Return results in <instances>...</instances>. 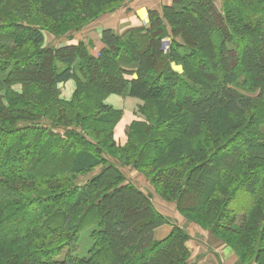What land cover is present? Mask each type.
I'll list each match as a JSON object with an SVG mask.
<instances>
[{
  "label": "trees",
  "instance_id": "1",
  "mask_svg": "<svg viewBox=\"0 0 264 264\" xmlns=\"http://www.w3.org/2000/svg\"><path fill=\"white\" fill-rule=\"evenodd\" d=\"M122 2L0 0V134L13 136L9 139L13 152L0 147V154L16 160L24 142L37 144H32L37 149L32 174L0 172V264H147L146 255L172 245L175 250L158 264H187V232L170 225V233L155 240L154 230L171 221L157 212L150 193L127 183L122 168L141 175L162 201L175 204L188 224L231 247L239 264H261L264 0H172L160 12L149 11L144 30L132 29L124 36L104 30V48L97 57L82 44L43 47L44 31L56 39L78 32ZM57 10L63 14L56 17ZM44 19L56 28L66 25L67 30L56 34L53 27H45ZM167 37L169 50L163 52ZM193 39L195 45L190 44ZM199 53L209 66L217 63L218 68L205 69L202 58L196 57ZM98 75L103 78L96 90L92 84ZM70 80L75 92L67 105L58 99V86ZM17 84L21 89L13 91ZM109 95L142 103L138 119L126 129L123 146L112 140L121 112L103 104ZM94 121L107 124L101 139L90 132L96 131L90 125ZM148 143L156 145L152 155L144 153ZM49 144L62 148L68 157L47 162L39 156V147ZM218 158L230 162L210 172ZM97 168L91 178L76 183ZM198 170L206 174L209 188L191 204ZM239 193L251 200L240 218L229 210ZM34 198L55 213L41 216L20 235L16 218L22 205ZM129 198L135 216L133 223L121 221L127 234L122 237L114 230L112 216L103 212L113 201L120 207ZM87 218L91 223L83 231L91 245L87 256L78 258L75 248L68 246ZM6 224L14 227L4 235ZM36 247L68 251L63 261L54 262Z\"/></svg>",
  "mask_w": 264,
  "mask_h": 264
},
{
  "label": "rangeland",
  "instance_id": "2",
  "mask_svg": "<svg viewBox=\"0 0 264 264\" xmlns=\"http://www.w3.org/2000/svg\"><path fill=\"white\" fill-rule=\"evenodd\" d=\"M39 1H43V0H39ZM126 0H123V2L125 3ZM123 2H122V5H123ZM77 3V2H76ZM80 6H82L80 3H78ZM218 6L220 5V2L218 1L217 2ZM118 4H114V6H117ZM113 6V7H114ZM112 8V5L111 6H106L104 8H100V12L104 11V10H108V9H111ZM12 10L13 7H8L7 10ZM56 12V17L58 15H62L63 12L57 10L55 11ZM107 14V13H106ZM106 14H103V15H106ZM112 14V13H111ZM102 16V15H101ZM100 18V17H99ZM99 18H98V21H99ZM233 21V20H231ZM46 26L50 27V28H54V32H55V29L57 30L56 34H62L65 30H67V26L64 25V26H58V28L54 27L53 24H51L50 22H48L46 19H44V22ZM187 24V20H184L182 21L181 25L185 26ZM66 26V27H65ZM62 27V28H61ZM69 28V27H68ZM48 33V32H47ZM52 34L48 35V36H51ZM22 36V35H21ZM53 36V35H52ZM74 34H67L66 36H59L57 40H59V42H57V45L58 47L57 48H54V49H58L59 47H65L64 45H67L68 43H72L73 41H75L73 39ZM195 39H193L192 42H190V44L192 45H195ZM165 43H167V46L165 45V43L163 42V52H166L167 50H169V44L171 42V39L169 37L167 38H164L163 40ZM43 42H44V39H43ZM77 44H82L83 47L88 50L89 52V48H88V44H86L85 42H78ZM76 44V45H77ZM48 48V47H47ZM201 52V50H199ZM98 56V53L95 57ZM199 56V57H198ZM196 57H198L200 59V57L202 58L203 57V53H199V55H197ZM203 63V67L205 69H209V68H212V69H216L218 68V64L215 63L214 65L212 66H209L210 63L207 59L203 60L200 59ZM229 66H233V61H231V64H229ZM172 68L178 72V73H181V67L180 66H176L173 64ZM218 71V70H217ZM106 73L105 71V68H104V74ZM30 78L32 79H36V75H31ZM103 76L101 75H98V77L94 76V82L92 84V87L96 88V90L98 89V83L101 82ZM31 79V80H32ZM30 80V81H31ZM73 83L75 84V82L73 81ZM75 87V86H74ZM13 91H19V89H21L19 87V85L17 84V86L13 87ZM22 91V90H21ZM64 91V90H63ZM58 91V99L59 100H62L65 102V104L69 105L74 97V92L72 93L71 97L68 99V100H65L64 98H62V95L63 96H66V91ZM136 112V111H135ZM30 118H27L26 120H28ZM58 122H61V120L58 119ZM90 125H93L95 128L96 131H90L91 134H93L94 137H97L101 139V137L105 134L104 133V129L106 127V123H101V122H98V121H94V122H91ZM168 125L165 126V128H167ZM91 127V126H90ZM169 127V126H168ZM171 128V127H169ZM174 129H176L174 127ZM174 129L171 128L172 130V133H174ZM13 137L11 135H2L0 134V147L1 149H4V148H7L8 150H10V152H13L12 148H10V142H9V139ZM162 139V138H161ZM113 140V138H112ZM156 140V139H155ZM157 140H160V139H157ZM162 141V140H161ZM159 141V142H161ZM43 142V141H42ZM26 142H24L23 146H25V148L21 149V153L19 154V159L17 160H12V159H8V155L5 154L4 156L2 154H0V161L1 160H4V163L0 165V172L1 173H5V171H15V173H20V174H24V175H29V174H32L31 171H30V166L33 165V163H37V157H35V152L37 151L36 148V142L33 144L35 145L33 147V145H27ZM31 143V142H30ZM164 144V142H163ZM27 146V147H26ZM29 147V148H28ZM33 148V149H32ZM40 155L39 156H44L46 158V161L47 162H61L62 160H64L66 157V152L63 151V149H59L55 146H52V145H45L44 147L42 145H40ZM42 149V150H41ZM156 150V145L155 144H150L148 143L147 145V150L144 151V153L147 155H152V153ZM234 155V154H233ZM232 157V156H231ZM230 157V158H231ZM230 161L228 160V158H218V160H215V163L212 164V166L210 167V172H214L215 171V168H219V167H222L226 164H228ZM55 164V163H54ZM191 167V166H190ZM128 169L130 168H122V171H124L123 173L128 176L127 174H129L128 172ZM42 171H44V169H41ZM197 180L195 182V189L193 190L192 194L190 195L191 197L189 198L188 202L190 201L191 204L192 202L199 196L200 193H206L207 189L209 188L208 186V182H207V179L205 178L206 174L203 173L202 171L198 170L197 172ZM142 177V176H141ZM143 178V177H142ZM144 179V178H143ZM82 180H85V178L81 179H77L76 183L78 181H82ZM75 182V181H74ZM146 194V193H145ZM30 199H33L31 197H29ZM154 198V199H153ZM153 200H155L154 202L156 203L157 201L160 202V198L159 196L157 197H154L153 195ZM172 196H169L168 199H171ZM151 199V200H152ZM152 200V201H153ZM162 201V200H161ZM250 198L248 196H246L245 194L243 193H239L238 196L235 198V201L231 202L230 204V208L229 210L230 211H233L236 213V215L239 216V218L242 216L241 214L243 213V211L245 210V208H247L249 206V203H250ZM133 199L129 198L128 201L126 203H122V205H120V207H117V206H114V201L113 203H111V205L109 206V208L106 207V209L104 210L105 214H109L112 216V219H114V222H113V225H114V230L117 234H119L120 236L122 235V237H125L127 234L124 233V228L121 226V221L124 222V223H127V222H131L133 223L132 221V218L135 216V213H134V210H135V206L133 204ZM162 202H166L168 204H170L171 207H174L175 211H176V206L175 204L173 203H169L168 201H162ZM153 203V202H152ZM154 205L157 206V208H161L160 205H158V203H156ZM53 208H49L47 209L45 206L41 205L38 203V199L34 198V200L32 201H26L23 205H22V212H20V216L17 219V229L19 231V234H23V232H25L26 230H28L29 228H32L35 226V224H38V220H40V217L41 216H46V217H49L52 213H55L54 210H52ZM93 212V211H92ZM176 213L178 214L179 217H181L182 221L184 222V224L186 225H191V226H195L197 227L199 230H201L197 225L195 224H188L187 221L184 219L183 216H181L177 211ZM234 214V213H233ZM232 214V215H233ZM53 216V215H52ZM193 216V215H192ZM194 217V216H193ZM168 219V221L170 222L168 225H173V226H176L175 223H173L172 221V218L171 217H166ZM91 223V220L89 218L87 219H84L81 223V226L80 227H84L82 229H79L80 231H77L78 233H76V240L74 242V244H72V246H68L69 248L71 247H74L75 248V255L79 257H86L87 255V250H88V247L91 245V240L88 239V234L86 233V231H83V229H85V226H87L88 224ZM15 225V224H14ZM263 225H264V221H263ZM13 224H6V226L4 227V235H6L10 230L11 228H13ZM177 227V226H176ZM184 229V227H183ZM205 233L208 234L209 236V240H212L215 244H218L220 247H227V248H230L232 250V252L234 253L233 249L231 247H228L227 245L225 244H221L219 243L218 241H216L214 239V237L209 233V231H204V230H201ZM89 233V232H88ZM221 237H224L225 239H228V236L224 233H222L220 235ZM108 238H110V235L108 236ZM236 241H240L238 239H236ZM235 241V242H236ZM65 242V239H62L61 238V245L60 246H63ZM174 246L175 245H172V246H167L165 247L160 253H156L154 254V252H150V255H146L145 256V259L148 260L147 264H155L157 262L158 264V261H161V257H163L162 259H165L167 258V255H169L171 252H173L175 249H174ZM37 249H40V250H43V254H45L47 257H48V260L47 261H50V260H53L54 262H61L65 259V255L68 251L67 248H63L61 247V250L57 251L58 249H55L53 247H50V248H41V247H36ZM235 255V253H234ZM165 257V258H164ZM235 257L237 258V256L235 255ZM260 263L261 264H264V251L262 252V254L260 255ZM239 258H237V261H236V264H239L238 262ZM248 264V263H247Z\"/></svg>",
  "mask_w": 264,
  "mask_h": 264
},
{
  "label": "crops",
  "instance_id": "3",
  "mask_svg": "<svg viewBox=\"0 0 264 264\" xmlns=\"http://www.w3.org/2000/svg\"><path fill=\"white\" fill-rule=\"evenodd\" d=\"M172 0H126L123 5L114 10V12L102 15L99 21L96 20L88 24L85 28L73 33L74 36L72 43H68L64 46H73L78 42H85L88 44L89 55L95 57L97 53L103 49L101 41L102 32L104 30H110L112 33L118 36L126 35L129 30H144L149 25V11H159L164 6H170ZM43 47L50 49L57 48L59 45L54 36L47 32H43ZM165 43V42H164ZM58 45V46H57ZM167 46V43H165ZM74 86L72 80L65 83H61L58 86V91H66V96L62 95V98L68 100L74 92ZM63 91V92H64ZM103 104L114 111H120V119L112 129L113 141L117 146H123L126 141V129L132 124L133 121L137 120V108L142 104L135 98L121 97L119 95H109L103 100ZM127 169V168H126ZM98 172V168L95 169L91 174L84 176L85 179L91 178L92 175ZM122 174L125 175L122 171ZM128 176L125 175L127 183L140 189L144 194H149L151 198L157 197L155 190L150 187V184L146 182L141 175L137 174L136 171L128 169ZM154 199V198H153ZM152 199V200H153ZM155 200H153V204ZM161 208L155 206L157 212L163 217H171L173 223L177 227L183 228L187 232L189 239L185 243L189 251V260L187 264H236L237 258L230 248L220 247L215 244L212 240H209L207 233L199 230L195 226L186 225L182 221L181 217L178 216L174 207L166 202H156ZM155 203V204H156ZM171 226L164 225L154 230L155 240H163L170 233Z\"/></svg>",
  "mask_w": 264,
  "mask_h": 264
}]
</instances>
